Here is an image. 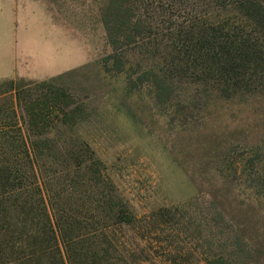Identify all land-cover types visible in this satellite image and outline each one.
<instances>
[{
  "label": "trees",
  "instance_id": "16d2710c",
  "mask_svg": "<svg viewBox=\"0 0 264 264\" xmlns=\"http://www.w3.org/2000/svg\"><path fill=\"white\" fill-rule=\"evenodd\" d=\"M100 19L110 47L101 58L104 70L126 72L132 55L136 71L127 74L128 87L147 82L158 104L181 91L192 93L191 108L218 99L244 105L264 95V0H105ZM146 60L153 63L142 65ZM50 81L32 83L45 89L41 94L25 93L32 84L0 83L3 92H15L0 93L11 111L0 121V264H153L152 236L138 235L140 247L117 230H170L174 238L187 232L182 224L191 218L167 208L138 218L113 195L103 162L86 142L41 138L49 124L59 121L70 133L85 118L83 106L71 107L69 95L50 89ZM257 152L248 159L259 180L253 188L264 184ZM212 209L211 220L223 216ZM244 228L242 239L234 235L218 251L223 236L208 229L213 247L203 239L209 249L189 264H264V252H252L256 225Z\"/></svg>",
  "mask_w": 264,
  "mask_h": 264
},
{
  "label": "rangeland",
  "instance_id": "374dc122",
  "mask_svg": "<svg viewBox=\"0 0 264 264\" xmlns=\"http://www.w3.org/2000/svg\"><path fill=\"white\" fill-rule=\"evenodd\" d=\"M55 2L64 5L63 16L77 26L79 41L84 39L93 57L82 65L79 53L76 56L68 52L66 60L73 65L77 59L78 64L66 70L76 69L49 82L53 91L61 88L69 95L71 107L82 105L85 118L69 127L70 133L59 121L53 125L46 121L50 132L41 138L54 142L71 137L72 143L86 142L103 162L113 183V195L138 218L151 211L154 214L159 208L191 218L182 224L187 232L174 238L170 230L153 229L152 234L136 229L135 233L126 227L117 230V237L144 247L137 237L150 235L153 264H189L209 249L213 243L210 239L216 240L207 236L208 229L215 238L223 236L219 247L215 245L218 251L230 247L232 236L242 239L241 230L248 223L257 227L252 252L257 249L253 256H260L264 252V184L252 187L259 180L248 159L258 151V157L264 160V95L244 105L238 100L218 99L205 107L196 104L191 108L192 93L181 91L170 102L158 104L147 82L128 87L127 74L135 77L136 71L132 55H128L126 72L104 70L101 58L110 51L100 19L105 0ZM13 8L11 0H0V77H10L14 56L29 50H36L33 53L39 65L46 64L44 76L50 78L48 74L53 77L63 72L70 65H65L63 56L61 60L47 59L52 54L45 33H54L55 44L59 37L43 17V5L19 8L16 15ZM150 63L153 62L146 60L141 64ZM29 87L25 93L45 91L33 84ZM9 106L7 95H0V121L10 115ZM26 124H22L24 130ZM255 189L260 197L254 195ZM213 207L220 210L221 218L210 219ZM225 210L230 215L224 214ZM140 247L136 252L141 251Z\"/></svg>",
  "mask_w": 264,
  "mask_h": 264
},
{
  "label": "crops",
  "instance_id": "0c3cea01",
  "mask_svg": "<svg viewBox=\"0 0 264 264\" xmlns=\"http://www.w3.org/2000/svg\"><path fill=\"white\" fill-rule=\"evenodd\" d=\"M11 1L13 2L14 5L13 9L15 15L17 11H19V8L24 9L26 6L30 4L38 5L40 3L43 5V11L41 13L45 19H48V24H50L49 26L52 29L54 28L55 30L58 31L57 36L59 37V43L55 44L56 38L54 37V33L51 32V35L49 33H45L46 34L45 37L48 38V40H50V42L47 43H49L50 45V50L52 54L51 57H49L48 55L47 57L48 61L50 60L54 61L55 59L61 60V57L63 56V60H65L64 61L65 65L70 64L71 62L66 60L68 52L70 53V55L72 53L76 56L79 53L81 57L80 62L84 60V63H82V65L87 63L88 60L92 59L93 54H91L90 51H88L89 48H87V43L84 41V39L79 41V38L77 36L78 34L77 26L72 25L71 21L63 16V9L65 8L62 3L55 2V0H11ZM66 8L70 9L71 11L70 5L69 7L67 6ZM75 8L76 5H74V9ZM33 52H36V50L35 51L29 50V52L25 51V53L23 54L20 53L14 56V63H13L14 65L12 68L13 72L11 73V76L0 77V83L12 81L16 85H23V84L27 85L42 81H48L63 73L71 72L73 69L75 70L76 68L69 70L66 69L67 67L72 68L74 65L78 64L76 59L74 62L75 64L73 65L70 64L69 66H65V68H63L65 69L63 72L59 74L54 73L53 77H51L52 74H48L50 76L49 78L48 76H44V72L42 71V69L46 67V64L45 65L42 64V66L39 65L38 59ZM17 66H20L19 70L17 69ZM4 87L0 88V93H15L14 90L3 92V90L1 89H3Z\"/></svg>",
  "mask_w": 264,
  "mask_h": 264
}]
</instances>
